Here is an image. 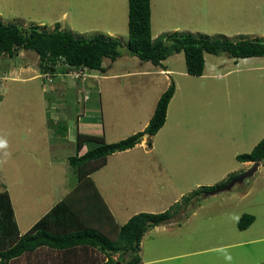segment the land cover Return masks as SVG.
Segmentation results:
<instances>
[{
  "label": "rangeland",
  "instance_id": "rangeland-1",
  "mask_svg": "<svg viewBox=\"0 0 264 264\" xmlns=\"http://www.w3.org/2000/svg\"><path fill=\"white\" fill-rule=\"evenodd\" d=\"M151 8L153 37L180 31L264 38V0H151ZM0 17L47 31L59 24L78 37L103 34L128 41V0H0ZM123 53L114 62L104 59L105 73L59 70L51 81L34 51L0 57V141L5 142L0 190L14 200L21 231L76 178L68 160L76 145L54 135V112L70 121L79 115L96 118L106 139L119 141L140 131L174 81L165 124L150 138L153 146L146 139L143 146L110 155L92 177L110 199L119 225L138 211L177 214L145 233L140 255L146 264H264V160L231 188L196 193L230 183L253 166L236 156L250 153L264 138V58L236 62L206 53L204 74L194 76L186 72L183 52L170 55L163 66L140 61L126 47ZM164 67L172 72H162ZM79 83L89 87V101L83 87L79 94L70 89ZM46 95L55 101L53 108ZM244 213L255 221L241 230Z\"/></svg>",
  "mask_w": 264,
  "mask_h": 264
},
{
  "label": "trees",
  "instance_id": "trees-1",
  "mask_svg": "<svg viewBox=\"0 0 264 264\" xmlns=\"http://www.w3.org/2000/svg\"><path fill=\"white\" fill-rule=\"evenodd\" d=\"M151 16V0H128L126 43L111 35L78 37L59 24L47 31L38 25L25 27L14 22L5 23L0 17V57H15L21 50L34 51L39 56L42 72L52 77L59 70L68 74L82 68L105 73L104 59L114 62L124 54L125 47L130 55L156 66H163V61L173 53L183 52L186 72L194 76L204 74L206 53L226 54L236 62L250 57L264 58L262 37L234 40L180 31L153 37ZM175 91L173 81L160 95L145 129L124 139L107 142L103 134L77 132L75 153L68 157L76 174L75 186L25 233H21L9 191L0 190V264H114L117 261L143 264L140 250L145 233L176 220L177 214L170 210L139 212L119 225L92 174L107 164L110 155L134 148L146 135L152 146L150 138L165 124ZM60 131L65 135L67 129ZM84 147L86 151L80 154ZM236 158L243 163L263 161L264 138L250 153L238 154ZM228 184L229 180L204 186L196 193H216L226 189ZM108 221L114 225V230L104 231L98 226ZM254 221V215L244 213L238 227L246 229ZM116 254L119 255L117 259L113 258Z\"/></svg>",
  "mask_w": 264,
  "mask_h": 264
},
{
  "label": "crops",
  "instance_id": "crops-1",
  "mask_svg": "<svg viewBox=\"0 0 264 264\" xmlns=\"http://www.w3.org/2000/svg\"><path fill=\"white\" fill-rule=\"evenodd\" d=\"M248 59V58H247ZM239 62V61H238ZM162 72H165L166 74H169L170 72H172V70H169L168 68H166V69H163L162 70ZM89 81V80H88ZM65 84V83H64ZM81 83H79V85H80ZM85 84L86 83H83L82 85H80V87L78 88V86L76 87H73V88H70L71 86H69V88L71 89V90H73V92H74V90H75V88L77 89V91H78V94L79 93H81V91L80 90H78V89H80L81 87H83L82 89L84 90H82V92H84V100H87V101H89L90 100V97H91V93L88 95V86H87V88H85L84 89V86H85ZM61 87V86H60ZM60 87H58V88H60ZM58 91H60V89L58 90ZM58 93V92H57ZM90 96V97H89ZM46 97V100L48 101V102H50L51 103V106H52V108H53V104L55 103V101H51V97L50 96H45ZM60 97V96H59ZM158 101V99H156V102ZM155 105H156V103H155ZM153 106V105H152ZM154 109H155V107H153V109H152V114H153V112H154ZM57 110V109H56ZM63 114H58L57 113V111L56 112H54L53 113V117H51L50 116V118H51V124H54V126H56V127H53V129H54V135H56L57 137H61L62 139H68L69 141H72L73 143L75 142V138H76V134H77V132H81V133H85V134H95V135H101V134H103L104 136H105V131L103 130V128L102 127H104V125L101 123V121L100 120H98V119H96V118H90V119H88V117H90V116H86V119H84L83 117H80L81 115H79V117L77 118V120L76 121H74L73 119L70 121L68 118L67 119H62V116ZM64 115H66L65 113H64ZM84 116V115H83ZM152 116V115H151ZM151 118V117H150ZM149 118V119H150ZM54 119H57L56 121H58V122H55V120ZM149 121L150 120H148L142 127H141V129H140V131L143 129H145V127L148 125V123H149ZM72 122H75L74 124L72 123ZM59 127V128H58ZM52 128H51V130H53ZM64 129L66 130L67 129V131H65L66 133H64L65 135H63L62 133H61V131L60 130H63L64 131ZM138 132V131H137ZM134 133H136L135 131H134ZM53 137H55V136H53ZM148 136L146 135V136H144V140H142V142L141 143H139V144H137L135 147H137V146H143V145H145L144 143H145V140L146 139H148L147 138ZM105 139H106V137H105ZM107 141H108V139H106ZM109 142V141H108ZM153 146V145H152ZM152 148V147H151ZM86 147H84L83 149H82V151H81V153L80 154H83L85 151H86ZM129 150V149H128ZM128 150H126V151H128ZM152 149H150V151H151ZM261 164V163H260ZM94 179V178H93ZM95 181V180H94ZM95 183H96V185H97V187H98V189H99V191L101 192V194H102V196H103V198H104V200H105V202L107 203V205H108V207H109V209H110V211L112 212V214L114 215V212H113V209H111V205H110V199L109 198H107L106 196H105V194L103 193V191L101 190V188H100V186L97 184V182L95 181ZM75 184H76V182L74 181V183H73V185L70 187V188H67V189H64L63 191V193H61V195H59L60 196V199L57 201V202H59L60 200H62L71 190H72V188L75 186ZM10 197H11V195H10ZM11 199H12V197H11ZM56 202V203H57ZM12 203H13V206H14V209H15V213H16V208H15V204H14V200L12 199ZM55 203V204H56ZM54 204H52L51 205V207L53 206ZM51 207H49V209H47V211H49L50 210V208ZM46 211V212H47ZM45 211H44V213H43V215L46 213ZM138 212H140V211H138ZM137 212V213H138ZM42 215V216H43ZM41 216V217H42ZM16 217H17V215H16ZM40 217V218H41ZM115 217V216H114ZM39 218V219H40ZM184 218H186V217H184ZM39 219H37V220H39ZM36 220V221H37ZM116 220V219H115ZM35 221V222H36ZM128 221V220H127ZM126 221V222H127ZM34 222V223H35ZM19 223V222H18ZM34 223H31V224H29L28 225V229L27 230H29L30 228H31V226L34 224ZM98 226H100V228H102L104 231H111V230H114L115 228H114V225L110 222V221H108V223H102V224H98ZM19 227H20V225H19ZM155 228V227H154ZM21 230V229H20ZM27 230H24V233H25V231H27ZM21 233H23L22 231H21ZM140 252H141V250H140ZM191 254V253H190ZM119 256V255H118ZM117 256V257H118ZM113 257H115L116 258V256H113ZM142 262H143V264H146L147 262L146 261H143L142 260Z\"/></svg>",
  "mask_w": 264,
  "mask_h": 264
},
{
  "label": "water",
  "instance_id": "water-1",
  "mask_svg": "<svg viewBox=\"0 0 264 264\" xmlns=\"http://www.w3.org/2000/svg\"><path fill=\"white\" fill-rule=\"evenodd\" d=\"M260 163H261L260 161L254 162L253 166L248 171H246V172L240 174L239 176L235 177L234 179H232V181L227 185L226 188L227 189L231 188L236 182H241L245 178L252 176L257 171V169L259 168ZM114 264H122V263L120 261H117Z\"/></svg>",
  "mask_w": 264,
  "mask_h": 264
},
{
  "label": "built area",
  "instance_id": "built-area-1",
  "mask_svg": "<svg viewBox=\"0 0 264 264\" xmlns=\"http://www.w3.org/2000/svg\"><path fill=\"white\" fill-rule=\"evenodd\" d=\"M82 69H83V68H82ZM84 69H87V68H84ZM87 70H88V69H87ZM79 71L82 72L81 69H80ZM72 73L75 74V75H77V76L80 75V73H78L77 71H73ZM44 75H45V78H46L47 80H49V81L52 80L51 77H50V73H44Z\"/></svg>",
  "mask_w": 264,
  "mask_h": 264
},
{
  "label": "clouds",
  "instance_id": "clouds-1",
  "mask_svg": "<svg viewBox=\"0 0 264 264\" xmlns=\"http://www.w3.org/2000/svg\"><path fill=\"white\" fill-rule=\"evenodd\" d=\"M4 141H0V146H3L4 145Z\"/></svg>",
  "mask_w": 264,
  "mask_h": 264
}]
</instances>
